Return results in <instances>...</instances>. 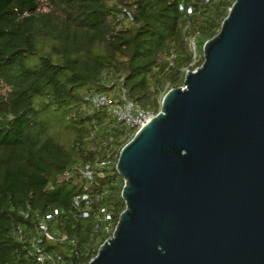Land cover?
I'll return each mask as SVG.
<instances>
[{"label":"trees","instance_id":"trees-1","mask_svg":"<svg viewBox=\"0 0 264 264\" xmlns=\"http://www.w3.org/2000/svg\"><path fill=\"white\" fill-rule=\"evenodd\" d=\"M234 2L0 0V264H37L34 245L65 264L97 255L126 206L132 131L94 94L158 113Z\"/></svg>","mask_w":264,"mask_h":264},{"label":"water","instance_id":"water-1","mask_svg":"<svg viewBox=\"0 0 264 264\" xmlns=\"http://www.w3.org/2000/svg\"><path fill=\"white\" fill-rule=\"evenodd\" d=\"M116 169L126 206L86 264H264V0H235Z\"/></svg>","mask_w":264,"mask_h":264},{"label":"built area","instance_id":"built-area-1","mask_svg":"<svg viewBox=\"0 0 264 264\" xmlns=\"http://www.w3.org/2000/svg\"><path fill=\"white\" fill-rule=\"evenodd\" d=\"M92 103L95 107L107 108L119 121L124 122L132 131L131 138L143 125L156 115V113H153L152 111L143 108L141 105H137L127 99L124 93L120 100H115L105 93L97 92L93 96ZM83 173L85 176L91 175V171L87 168ZM76 205H78V200H76ZM42 228L41 234L45 238H55V234L49 231L46 226H43ZM106 229L107 231L109 230L108 227ZM19 237L22 239L21 235H19ZM34 249L37 253V264H65L64 258L60 253L45 251L38 245H34Z\"/></svg>","mask_w":264,"mask_h":264}]
</instances>
